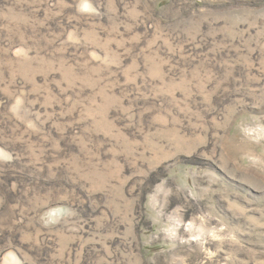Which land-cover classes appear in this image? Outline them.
Wrapping results in <instances>:
<instances>
[{
  "label": "rangeland",
  "instance_id": "rangeland-1",
  "mask_svg": "<svg viewBox=\"0 0 264 264\" xmlns=\"http://www.w3.org/2000/svg\"><path fill=\"white\" fill-rule=\"evenodd\" d=\"M0 264H264V0H0Z\"/></svg>",
  "mask_w": 264,
  "mask_h": 264
}]
</instances>
